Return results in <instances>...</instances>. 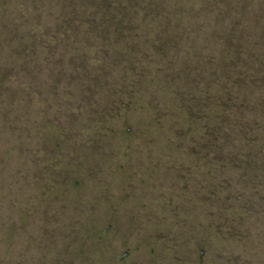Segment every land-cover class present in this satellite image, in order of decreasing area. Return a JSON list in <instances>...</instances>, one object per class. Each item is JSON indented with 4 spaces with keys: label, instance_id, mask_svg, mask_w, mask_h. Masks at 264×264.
<instances>
[{
    "label": "rangeland",
    "instance_id": "374dc122",
    "mask_svg": "<svg viewBox=\"0 0 264 264\" xmlns=\"http://www.w3.org/2000/svg\"><path fill=\"white\" fill-rule=\"evenodd\" d=\"M56 1L0 0V264L48 253L49 264H264V0H159L160 18L130 37L135 65L103 82L114 95L80 88L79 73L100 66L80 41L96 40L80 24L59 31L71 15ZM233 61L253 69L254 88L211 106L212 70ZM209 114L233 123L217 155L250 157L253 172L215 164L210 186L205 163L190 162Z\"/></svg>",
    "mask_w": 264,
    "mask_h": 264
},
{
    "label": "trees",
    "instance_id": "16d2710c",
    "mask_svg": "<svg viewBox=\"0 0 264 264\" xmlns=\"http://www.w3.org/2000/svg\"><path fill=\"white\" fill-rule=\"evenodd\" d=\"M158 1L159 0H57L55 2V8L53 9V11H56V13L64 15L65 12H67V10L70 9V15H71L70 17L64 16L66 18L63 17L64 19H66L65 24L63 23V20L61 21V23H59L60 22L59 20L62 18V16L61 17L58 16L57 19L55 18L56 21L53 19L54 20L53 22L56 23L55 27H58L59 31L64 30L61 29V25H64V27L69 26L68 29H70L80 24L87 31V34L91 35L96 40L94 43H90V42L86 43L88 40H86V42H84L85 40L80 41V44L83 45L85 43L84 46H87L95 51L96 56L99 59L98 62L100 64V66H98L95 69H92L91 67L87 69V67H85V69H83V71L79 73L81 76L80 81L83 82V84L80 85L81 89H84L85 86H87L86 88L91 89L90 86H88V84L89 85L94 84L92 86L94 87L99 86L101 87L102 90H104L105 84L103 82H105L108 79L113 69H115L118 65H123V64L124 66L135 65L133 62L136 61L137 59L136 57L137 55L141 54V51L134 49V44H133L134 42L131 41V38L135 37L132 35L133 30L154 25L153 23L160 18V15L157 14ZM147 20H151L154 22L147 24ZM62 34L66 35L67 33L62 32ZM49 35H52V33H49ZM53 35H56V33H54ZM54 42L56 43V40H54ZM152 44L161 45L164 44V42L162 38L158 37L154 40ZM49 56H50V52H49ZM86 57L88 58V55ZM138 59H142V58L139 57ZM64 63L67 66H69L71 61L69 62L65 61ZM108 63H112L111 65L112 69L109 72H107ZM234 63L235 62L233 61V63L230 64L229 66H225V65L214 66L212 70V78L210 77L211 81L207 83L211 90V93L209 91L210 95L212 94L213 90L214 91L216 90L215 104L211 102V106L214 105V107L217 106L219 107V105H221L220 107L222 109H225L226 106L225 105L223 106L221 104V100L217 98V96L227 93L226 97L229 98V96L235 95L236 92H233V86H236V88L246 86L245 90L247 91L250 88H254L251 87L253 85L250 84L246 85V82H244L247 80V78H250L252 80L254 79V77L251 78V76L248 75L249 73H253L250 72L253 69L238 62L235 64ZM217 69H219V71H217ZM123 74L124 72H122V75ZM179 75L185 78L186 75L188 74L186 73V75H184L183 73L181 74L179 73ZM251 83L254 84L255 82L252 81ZM259 83L260 85H262L261 81L257 82L258 85ZM116 91L117 88H113V89L109 88L108 90L107 89L104 90L105 93L110 92L109 95L110 94L114 95ZM84 93H90V91H86ZM249 93H251L252 96L254 97L255 92H253V89ZM255 97H257V95ZM261 100L262 99L260 98V101ZM259 104H260L259 108L261 109V113L264 115V104H262V102L261 103L259 102ZM114 105H116L115 107V111H116L117 108H119L120 106L116 103ZM227 105L229 106V108H227L226 111L229 110V112L232 115H236L239 112L238 108L235 105L231 106L230 103H227ZM188 109L191 108L188 107ZM187 111L189 113L195 114L196 116L199 115V113H197V109H191ZM215 118L216 119L214 120H217V122L213 123L212 115L209 114V117L206 116V120H208L209 122L208 123L209 131H204V133H201V142L198 143V148H197V150L200 153L198 154V156L212 158L213 166H215V164L216 165L220 164L223 167L225 166L228 168L231 165L239 164V167L237 168L241 169L243 165L242 168L243 170L252 169L251 172H253L254 169L256 168L252 166V163L258 161L256 160L253 161L250 159V157L217 155L218 147L223 146L219 144V142L221 141L220 131L223 126H227V127L233 126V123L231 122L232 118L229 115L223 118L222 117L218 118L216 116ZM263 127L264 125L261 126V130H258V132H260V135L262 136V145L264 146V132L262 131L264 129ZM205 130H207V127L205 128ZM260 135H258L257 138H260L259 137ZM204 150H206L207 153H205ZM201 152H203L204 154H202ZM26 217L27 214L23 218L28 219V217L27 218ZM38 218L42 222H44L42 225L46 227L48 226L47 224H45L48 223V217L46 216V214ZM38 222L40 221L38 220ZM15 232L16 231L12 230L11 233L8 235L10 236ZM17 232L19 233L18 230ZM21 233H26V231H22ZM39 238L40 237L38 236L37 239ZM40 255L41 256H39L35 264H49V253L46 255L43 254ZM15 260L16 261H12L11 264H25L26 262L24 257H22V259L18 257V259Z\"/></svg>",
    "mask_w": 264,
    "mask_h": 264
},
{
    "label": "flooded vegetation",
    "instance_id": "af4514ba",
    "mask_svg": "<svg viewBox=\"0 0 264 264\" xmlns=\"http://www.w3.org/2000/svg\"><path fill=\"white\" fill-rule=\"evenodd\" d=\"M145 126V125H144ZM128 130H131V129H128ZM143 130V129H142ZM127 157V156H126ZM175 158H177V157H175ZM190 159H191V161L190 162H192V161H194V162H196V163H200V166L202 165L201 163H205V166H206V173H207V176H208V178H209V182H210V186H211V184H212V175H213V173H212V168H213V161H212V158H209V157H204V156H198V155H196V156H190L189 157ZM128 160V159H127ZM147 163L148 161L147 160H145V161H141V163ZM142 168H143V170H138L137 172H136V177H141L144 181H147L146 179L148 178V176L146 175L148 172H146L145 170H144V168H145V165H142ZM146 168H147V166H146ZM176 169V170H175ZM173 168V170H174V176H175V178H179V176L178 175H176L177 173L176 172H179V169H181L180 167H178V168ZM145 183V182H144ZM147 183V182H146ZM145 183V184H146ZM150 184V183H149ZM209 193V194H208ZM207 193V205H211L212 204V190L210 189L209 190V192ZM134 194V193H133ZM133 194H131V198H132V196H133ZM139 194H142L140 191H136V195H139ZM143 194H147V192H144ZM128 196L130 195V194H127ZM130 198V199H131ZM116 204V206L117 205H120L121 206V208H123V209H128V207H130V208H132V206L133 207H137L136 205H138L139 203L137 202V203H131V202H127V203H124V202H119V204H117V202L115 203ZM115 204H112L113 206H115ZM162 204H166L165 202H163ZM132 205V206H131ZM112 206V207H113ZM113 208H115V207H113ZM176 209H180L179 207H177Z\"/></svg>",
    "mask_w": 264,
    "mask_h": 264
}]
</instances>
